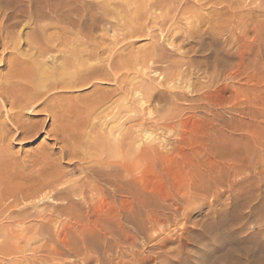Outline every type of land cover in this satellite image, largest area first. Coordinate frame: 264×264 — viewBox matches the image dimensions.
Masks as SVG:
<instances>
[{
    "label": "bare ground",
    "instance_id": "bare-ground-1",
    "mask_svg": "<svg viewBox=\"0 0 264 264\" xmlns=\"http://www.w3.org/2000/svg\"><path fill=\"white\" fill-rule=\"evenodd\" d=\"M96 1L95 8L99 10L100 16H96L91 12L92 10L89 11L93 7L91 0L90 3H87L88 1L85 3L83 0H0V48H2L0 62L3 61L6 65V72L0 75V145H4L7 138L8 141L13 137L26 139L45 133L54 138L58 147L56 152L45 154L46 157L49 159L55 156L56 159H63L68 162L65 166L69 168L55 169L60 159L54 161L56 162L53 163L54 170L51 163L43 161L42 165L43 168L46 167L47 175L43 174L45 170L42 169L44 176L39 177L41 179H38L39 182L29 188L20 187L21 189L18 188L17 191L11 190L8 197H13V203L4 205L5 207L0 209V216L6 218V222L3 221L4 223L1 222L0 225V264L9 257L10 259L5 262L8 261L10 264H28V262L53 264L54 260H59L61 263V260L68 255H76L75 258L79 255L81 257V253L85 256L84 264L92 259L96 264H116V260L111 258V252L113 254L116 250L114 254H118L120 259L123 256L124 259L123 251L127 247H131L127 250L132 252L130 258L133 260L129 261L130 264H188L189 261L190 264H264V220L254 217L252 210L256 207L249 206L253 201H250L247 195L242 201L240 199V202L231 200L228 201L229 203H220L222 209L215 211V220L214 216L212 217L214 221H206L207 223L202 221L198 228H192L193 225L190 228L184 227L185 229L179 232L176 238H173L175 235L171 237L173 239L160 240L158 245L152 247L158 248L160 253L152 251L153 253L150 254L147 251L150 255H142L135 254L136 248L134 251L130 250L134 249L132 247L136 246L140 238L142 242L145 240L143 238L151 241L152 235L161 223L171 221H168L169 213L175 217L183 211V216H186V220H183L190 221L189 215L195 209H190V212L186 210L189 209L187 203L190 199L196 198L200 203L199 206H202L206 200L208 201V196L223 197L225 190L222 189L227 184L225 180L246 169V165L237 163L233 158L234 153L229 154L232 155L230 158L224 147L215 143V139L212 142L209 138L206 140L204 136H197L194 139L198 145L192 146L193 140L185 126L183 131L178 132L180 139L169 142V138L165 136V133H171L177 124L185 125L190 122V116L184 113L187 112V107L180 106V101H202L213 106L216 104L210 101L208 95L201 92L203 87L193 85L195 82L191 85L190 82L188 83V77L195 71H202L206 74L205 79L207 76L209 81L213 80V74L209 73L211 64L207 60L202 63L196 62L193 58L188 59L190 56L184 59L185 57L182 58L180 54L178 58L171 57L173 53L171 55L169 53L168 56L166 50L169 46L166 48L165 44L180 49L181 44L175 46L174 43L177 44L178 40L183 39L181 37L201 39L205 33L211 35L213 38L211 42L217 41V35L223 33L232 20L225 21L226 25L220 18L218 22L214 18L211 20L210 16L215 12L214 16L220 15L218 11L209 14L210 10L207 12L209 16L203 15L207 14L206 12L202 16L199 15L198 11L203 9L200 7L201 2L208 4L226 2L232 8L234 5L232 3L237 0ZM245 1L242 0L244 3ZM242 2L241 5L244 4ZM253 3L255 4L254 1ZM237 4L238 2L234 7ZM110 6H114L115 12L110 10ZM195 7L198 10L195 11L197 14L193 12ZM225 7L219 8L218 10H221L219 12L223 10L231 17L237 16L236 13L242 11L230 12L229 8ZM190 12L200 17L199 20L201 18L207 20L206 23L213 28V30L210 28L212 32L203 31L204 26L201 22L196 25L194 22L199 20L194 21V15L193 19L184 17ZM110 14L115 15L114 21L107 20V26L103 27L106 23L103 21L102 25L101 19L105 16L108 18ZM250 14H253V11L244 15ZM177 15L183 17L175 18L178 20L175 22L174 17ZM181 21H185L182 23L185 27L178 25ZM99 24L102 26L98 31ZM153 25L160 30L161 36L158 35L160 36L157 37L158 39L155 38L158 31L153 28L154 33L151 30ZM29 27L31 28L27 29ZM108 27L114 30V39L112 36L109 39L111 42H106L103 38V34L106 33L103 30ZM95 30L101 32L102 36L97 37L99 34L97 35ZM231 33L234 34L229 36V39L226 37L224 39L225 42L227 40V46L234 43L241 44L242 41L247 42L249 33L241 35L234 31ZM139 36L155 38L156 41H152L153 44L148 48L141 47L138 52L130 49L131 46L126 45V47L123 44L126 40ZM203 42L201 41L198 47L195 44L198 54L199 52L202 54V51L208 48L209 44L205 45L206 42ZM131 44L133 46V42ZM24 45L27 49L21 50ZM173 50L174 54L178 52L177 49ZM261 54L264 58V51ZM249 55L250 53L247 52L239 57L241 59L239 65H243V70L246 71L251 69L247 64ZM210 56L212 55H208ZM157 63L163 66L155 65ZM133 69L136 71L149 69V76L146 73L148 70H144L147 75L144 71H137L139 74H134L135 78L137 76L140 78L142 73L148 79L133 83L134 77L129 73ZM100 83L114 86L109 89L100 86ZM184 83H188L186 89L195 91L198 95L187 96L188 94L185 93L187 90L185 92L182 90L185 87ZM190 87L192 89H189ZM87 89L89 91H84ZM157 104H161L162 107L159 105L157 108ZM146 107L150 111L147 114L143 113L150 115V121L147 122L149 125L137 123L128 127V121L138 120L137 115L130 117L128 113H139L140 109L145 110ZM151 111L158 113L152 116ZM154 130H162L164 134L155 135ZM199 154L202 158L195 159ZM190 156L193 159L189 158ZM46 157L43 159L45 160ZM180 158L183 161H179ZM244 159L240 160L244 161ZM58 163L57 165L60 166L61 162ZM175 166H182L183 171L186 172L185 176L181 175L182 182L189 178L186 177L187 174L190 175L189 182L185 181V183L192 182V187L183 183L187 186L185 188H191L193 191L190 190V195L186 196L187 190L186 192L182 190L184 193H181L178 187L176 196L169 199L171 192L167 197L161 196L159 187H164L161 184L165 183L169 189L170 183L167 180L170 181V169ZM260 173L262 174V171ZM176 178L173 177L174 180ZM181 185L183 188L184 185ZM234 185L236 186V183ZM227 186L229 185L225 188ZM229 190L232 192L231 189ZM16 192L18 195L15 194ZM8 197H3V202ZM194 200L191 201L192 204ZM20 202L28 203L30 209L24 205L16 210L15 207ZM40 205H45V210L39 209ZM246 207H251V212L246 213L249 218L244 220V214L239 210ZM227 208H236L230 214V218L228 214L231 212H228ZM28 218L39 220L31 219L33 224L30 222V225H26L29 224L25 221ZM15 224L21 227H18L17 231L14 228ZM197 224L196 222L195 225ZM183 225L187 226L186 223ZM222 231L227 232L226 237H223ZM150 232H153L152 235H147ZM91 239L97 240L98 243L102 241L101 249L93 244ZM54 240L57 242H52ZM34 241H39V244ZM32 242L41 245L32 249L29 245ZM169 243L174 245L165 249ZM191 246L201 248L191 253L188 248ZM26 247L31 251L30 254H26ZM212 248L223 249L224 253L213 256L208 252ZM37 252H41V255H37ZM66 261L63 260L64 263Z\"/></svg>",
    "mask_w": 264,
    "mask_h": 264
},
{
    "label": "rangeland",
    "instance_id": "rangeland-1",
    "mask_svg": "<svg viewBox=\"0 0 264 264\" xmlns=\"http://www.w3.org/2000/svg\"><path fill=\"white\" fill-rule=\"evenodd\" d=\"M83 1L85 3H86V1H88L87 3H90V0H83ZM91 1H93L92 2L93 7L89 11L92 10L91 11L92 13H94L96 16H100L99 10L97 8H95V7H97V1L96 0H91ZM253 1L255 2V4L253 3ZM234 2L235 3H232V5L233 4L236 5V3L238 2L237 6H235V7L239 8L238 10H236L237 8L235 9L234 5H233V7L231 6L232 8H230V4H228L226 2H224L225 4L224 3L223 4L220 3L221 5L219 3H216V4L212 3L213 4L212 5L211 3L208 4L206 2L205 3L201 2L202 6H200V5L199 6L203 8L202 10L198 11V10H196V7L193 8L194 11L192 10L194 13H196L197 11L200 12L199 15H201V16H202L203 13H205V12L207 13L210 10H211V12L209 14H212L215 11H218L217 13H219L220 15L214 16L216 14V12H215L214 15L212 14L210 16V19L211 20L213 18L217 19L216 21L218 22V18H220L222 21H224V24H225V21H228V20L231 21L232 20V23L228 25L229 28L227 27L228 28V32H227V28H226V30L223 31V33H220L219 35H217L218 36L217 41L211 42V40L213 38L211 37V35H209V33H205V35L201 38L202 40L200 39V37H198V38H196L197 41H196V39L190 38L189 36H186L185 37L186 39L184 37H181L185 41L183 39H181L180 41L179 40L177 41V44L174 43L175 46L181 44L180 45L181 46V48H180L181 50L176 48V47L174 48V46H171L168 43H167L168 45L165 44L166 48L168 46L170 47V49L168 47L167 48L168 50H166L168 56H169V53H170V55H171V53H173V56H171V57H174V58H178L181 55L182 58L185 57L184 59H187V57L190 56L191 58L189 57L188 59H192L193 58L196 62H202V63L206 62V60H207V62L209 64H211L212 68H211V70H209V73L213 74V80L209 81L207 76H206V79H205L204 75H206V74H204L202 71H200V72L195 71L192 75H190L188 77L189 78L188 83L190 82L189 84L191 85V84H193L195 82L196 84L194 83L193 85H195V86L197 85L200 88L203 87L201 92H203L206 95H208L210 97V101H213L214 103H216L213 106L211 104H207V103L205 104V102L202 103V101L193 102V101H189L188 100L187 102L186 101H180L181 103L178 102V103H180L179 104L180 106H185L184 108L187 107L186 108L187 112H184V113H186V115L188 117L190 116V122L188 124H185V125L177 124L176 125L177 127L174 128L175 130L173 129L171 131V133H168V134L166 132L165 136H166L167 139L169 138V142L176 141V140L180 139V135H178V132L179 131L180 132L183 131L184 130V126H185V127H187L186 128L187 132H189V135H190V137L193 140V143H192L193 145L192 146L198 145V143H196L195 139H194L197 136L198 137H203L204 136V138L206 140L209 138V140L212 141V142L215 139V143L216 144H220L219 145L220 147H224V149L226 150V154H228V156H229V154L234 153V155L232 154L234 156L233 158H235L237 160V163L239 162V164L246 165V169L240 171L236 175L237 177L236 176H234V177L231 176L230 178H228L229 180L228 179L225 180V182L227 181L226 182L227 184L226 183L225 184L229 185L230 188H229V186H227V188H225L226 185L223 186L224 189H222V191L225 190V191H223L224 192V194H223L224 196L222 195L223 197L216 198L214 196H212V197L208 196L207 197V198H209L208 201L206 200V202L202 206H199L200 203L198 202V200H196V198H195V200L194 199H190V202L187 203V207H189V209L187 208L186 210L188 212H190V209L192 210V208L193 209L195 208L194 211L189 215V216H191L190 221H188V222L184 221V220H186L185 219L186 216H183V214H184L183 211H180L175 217L171 216V214L169 213V220L168 221H170V220L171 221L170 222H165L169 226H167L163 222V223H161L160 227L157 228V230L154 232L153 235H152L153 232L152 233L150 232V234H147V235H152L153 236V238H151L152 242L150 240L148 241L147 238H143V239L146 240V241L144 240L143 242H142L141 238L138 239V241H137L138 243H136V246L132 247L134 249H130L131 251H134L135 248H136V250L134 251L135 254L136 253H141L142 255H144V254L145 255H150L151 253H153L152 251H155V253L156 252L160 253L161 251L158 248H155L156 250L152 248L153 246H156V244L158 245L160 240L163 241L164 238H166V239L168 238L169 239V238H171L172 236H175V235L176 236L173 237V238H176L177 234L179 235L186 227L190 228V227H192V225H193L192 228L200 227L202 221L203 222L204 221L205 222L206 221L207 222L214 221L215 220V216H216L214 214L217 212V210L221 211V209H222L220 203L224 204V203H229L228 201H231V200L239 201L240 199H241L240 201H242L244 196L246 197V195H247V197L248 196L250 197L249 198L250 201L252 200L254 202V203L252 202V204H249V206H254L257 209V211H256L255 208H253V210H252V211H254V217L255 218L257 217L256 219H260L261 218V219L264 220V209H263L264 208V58L262 57V54H261V52L264 51V6L262 5L264 3H263V0H246L245 1L246 5H245L244 2H242V0H240V1L237 0V2L236 1H234ZM241 2L244 3V4L241 5ZM203 3L206 4V5H204ZM210 4H211V6H208ZM217 4L220 5V6H217ZM214 5L216 6L215 8H214ZM225 5H226V7H225ZM196 6H198V5H196ZM206 6H208V7H206ZM113 7L110 6L109 8H110V10L112 12H115ZM222 7L223 8L224 7L225 8H229L230 12L231 11L233 12L234 10L236 12L237 11L240 12L242 10L243 12L242 11L240 13L237 12L236 14H237V16L239 15L238 17L237 16L231 17L229 13H224L225 11H223V10H222L221 13L219 12L221 10H218V9L219 8L223 9ZM95 9H97L98 11L95 10ZM123 9H125V8H123ZM197 9H199V8H197ZM252 11H253V14L244 15V14H247V13L249 14L250 12L252 13ZM193 12L188 13L184 17H188V18L191 17L192 18V16L194 15V21H198L200 17L195 16V14ZM96 13H98V14H96ZM111 15L112 14H110V16H108V18H107V16L103 17V19H101L102 20L101 24L102 23L104 24V22L106 23L107 20H111V21L113 20L114 21L113 17L115 15H113V16H111ZM203 15H208V13L207 14H203ZM243 16H246V17H243ZM180 17H183V16H181V15L180 16L179 15L175 16L174 17V21L175 22L178 21V20H175V18L176 19H180ZM192 19H190V20L193 21ZM233 19H234V21H233ZM221 20H219V22ZM206 21L207 20H203L201 18L199 20V22H194V23L196 25H198L201 22L202 25L204 26V27H202L203 31L207 30L205 32H212L213 28H211L212 27L211 24H210L211 27H209V23H206ZM216 21L214 20V22H216ZM184 22L185 21H181V24L179 22L178 25L181 26V27H185V25L182 24ZM207 24H208V26H206ZM102 25L99 24V26H97V28H99L98 31L100 30V27ZM105 26H107V23L104 24L103 27H105ZM30 28L31 27H29L27 29H30ZM153 28H154V30L156 29V31H158V32H156L157 36L155 38L160 37L161 36L160 35L161 34L160 30L157 27H155L154 25H153L151 30H153ZM95 31H97V30H95ZM98 31L96 33H97V35L99 34V36H97L96 34L95 35L97 37L102 36L100 34L101 32H98ZM103 31L106 32L105 34H103L104 32H102V34L104 35V37H103L104 40H106V42H109V41L111 42V40H109V39H111V36L114 39V37H113L114 30L112 28L108 27V28H105ZM232 31H234L235 33H237L239 35H241L242 33H249L248 34V38L246 40L247 42L242 41L241 44L234 43L231 46L230 45L227 46V43H226L227 40L225 42L224 39H226V38L229 39L230 38L229 36L234 34V33H231ZM154 33H155V31H154ZM158 35H160V36H158ZM188 37L191 40L188 39ZM235 37L236 36H234V38ZM107 38H108V41H107ZM155 38L151 39L150 37L139 36V37L131 38L130 40L128 39V40L125 41V43L123 42V44L125 46L126 45L129 46V47L131 46L132 48L130 47V49H132L133 51H137L138 52V50H141V47L143 49L145 47H147V48L150 47L153 44L152 41H156ZM29 39H31V38H29ZM198 39H199L200 42L201 41L202 42L204 41L203 43L206 42L205 45L209 44L208 48H206V51L205 50L202 51V54H201V52H199V54H198V51L195 50V48H196L195 46L197 45V47H198L201 44L198 41ZM192 40H194V41L192 42ZM132 42H133V46L131 44ZM194 42H197V43H194ZM223 42L225 44H223ZM212 43H214V44H212ZM213 45H215V46L217 45V47H215ZM225 45L227 47H225ZM193 46H194V48H193ZM129 47H128V49H129ZM133 48H135V49L137 48V50H135ZM138 48H140V49H138ZM190 48H192V50ZM213 48H215V49H213ZM23 49L26 50L27 46L24 45L23 48H21V50H23ZM173 49H175V50L177 49V51L178 52L181 51V53L183 51V53L181 54V53L177 52V53H175L177 55H175ZM196 49L198 50V48H196ZM208 49H209V51H208ZM224 49H227V50L225 51ZM169 50H170V52H169ZM217 50H219V51H217ZM1 51H2V48H0V56L2 54ZM187 51H188L189 54H187ZM229 51H230V58H229ZM247 52L250 53V55H249L250 59L247 60V64L249 65V67H251V69L246 71V70H243L244 69L243 65L242 66L239 65L241 63V59H239V57L242 55V53H247ZM212 53L215 54V55H213ZM216 53H217V55H216ZM210 54L212 56L208 57V55H210ZM218 54H220V55L218 56ZM226 54H227V56H226ZM30 55H32V53ZM236 55H238V56H236ZM232 56H234V57H232ZM219 57H220V61L218 60ZM208 58H209V61H208ZM213 58H214V62H213ZM216 61H218V62H216ZM222 61H225V62H222ZM155 65L159 66V65H162V64H160V63L158 64L157 63ZM5 66L6 65L4 64L3 61L0 62V75L4 74L6 72ZM133 70H131L129 72L130 76H133L134 79H135V80L134 79L132 80L133 83L134 82L135 83H140V81L148 79L146 77V75L150 72L149 69H147L148 71L146 69H144V70L147 71L146 72L147 74L143 70L146 75L141 73L140 74L141 76L139 75L140 78L137 76L139 79L137 77L135 78V75L139 74V72L137 73V71H140L141 69H138L137 71L134 70L135 73H133ZM195 70H197V69H195ZM214 70H216V71H214ZM143 71H140V72H143ZM248 73H249V75H248ZM148 76H149V74H148ZM137 79H138V81H137ZM188 83H184L183 86H185V87L182 89L184 92L187 90L185 92L186 95L188 94L187 96H189V97L198 95L197 92H195V91L191 92V90L186 89V86L188 85ZM99 85L102 86V87L109 88V89H112L113 86H114L113 84H106V83H104V84L100 83ZM191 87L189 89H192ZM84 91H89V89L84 90ZM194 103H196V104H194ZM161 104H159V105H161ZM159 105L157 104V108L159 107ZM189 106H191L190 107L191 109L190 108L188 109ZM161 107H162V105H161ZM139 108H141V107H139ZM146 110H147V112H146ZM149 111L150 110L147 108L145 110H141L140 109L139 113L129 112L130 114L128 113V115L130 117L131 116L134 117V115H137L138 120H136V122L134 120L133 121L132 120L128 121L129 122V123L127 122V125L129 124L128 127L137 125V123H144L145 126L149 125V123H147V122L150 121V117H149L150 115L149 116L146 115L147 113H149ZM152 111H151L152 116H156L158 112H155V111L152 112ZM143 112L146 113V114L144 115ZM130 124H131V126H130ZM151 131H153V130H151ZM154 132L156 133V134L154 133L155 135L159 134L158 136H161V135L164 134V132L162 130H154ZM55 142L56 141L54 140V138L52 136H48L45 133H41V134H38V135L33 136L31 138H26V139H22L20 137H13L11 140L9 139V141H8V138H7V142L6 141L4 142V145L7 144V145H5L6 149L5 148L2 149V146H4L3 144H2V146L0 145L1 146L0 150L2 149L3 152H4V153H2V150L0 151V157H1V159H0V168H1V165L3 164L2 168H1L2 170L0 169V172H2V173H0V190L2 191V192L0 191V209L4 208L7 204L13 203V201H14L13 197H8L10 195L11 190H16L17 191V190H19L21 188L22 189L29 188L32 185H34L37 182H39L41 180L39 177L42 178L43 174L44 175L48 174V173L46 174V172H47L45 170L46 167L43 168L44 165H42V163H44L46 161V163L48 162V164L51 163L53 165V163L54 164L56 163V162H54L55 160L57 161L58 159H60V158L56 159L55 156H51L52 159H53V157L55 158L52 161L51 158L48 159L46 157V155H45L47 153H51V152H56L57 151L58 147L56 146ZM228 147H229V149H228ZM43 153H44V155H43ZM235 153H236V155H235ZM3 155H4V157H3ZM232 155L229 156V157L232 158ZM239 155H240V157H239ZM42 156H44L43 158L46 157V159L44 160L42 158ZM235 156H237L238 158L235 157ZM191 157L192 156H190L189 158H191ZM196 158H202L201 154L197 155L195 157V159ZM239 158L240 159L241 158H245V159H244V161H242ZM192 159H193V157H192ZM250 159L252 161H250ZM60 160L57 161V163L61 162L60 164L59 163L58 164L60 166L61 165H63V166L60 167L56 163L55 169H58V168H59L58 170H62V169L63 170L64 169L67 170V169H69V168H67L68 166H65V165H68V162H65V160H63V159L61 161ZM179 161H183V160L180 158ZM52 168H53L52 170H54V165H53ZM42 169L45 170V173H43L44 170H42ZM245 170L247 171L246 173H245ZM259 171L260 172L262 171V174ZM170 172H171V176L170 177L172 179L170 178V181L167 180V182L170 183V184H168L169 185V189L165 185V183L161 184V185H164V187H162V186L159 187V193H160L161 196H166L167 197V195H169L170 192H171V194H170L171 196L170 195L168 196V198L169 197L171 198L173 196H176V192H177L176 190H179V189H180L179 191H181V193H184L187 190V193H185L186 196H187V194L190 193V190L193 191V189L189 188L190 186L192 187V185H193V184H191L192 182L188 183L190 185L188 187L189 189L185 188V187L188 186V184L185 183V181L189 182V179H190V175L189 174H187L188 176H186V177H189V178L188 179L186 178V180L183 181L187 186H185L184 183L182 182L181 175H184V176L186 175V172L183 171L182 166H175L172 169H170ZM175 176L177 177L176 180L173 179V177H175ZM38 179H40V180H38ZM178 179H180V180L178 181ZM230 179H234V181L233 180L230 181ZM248 181H249V183H248ZM175 182H177V183H175ZM231 183H232V186H231ZM235 183H236V186L234 185ZM174 184H176V185H174ZM181 184L184 185L183 188H185V189L182 188ZM178 187H179V189H177ZM238 187H240L241 189L239 188V190H237ZM226 189H228V190L226 191ZM229 189H231L232 192ZM172 190H174V191H172ZM182 190L184 192H182ZM247 192H249V193H247ZM15 194H17V192ZM238 196H240V197L238 198ZM3 197L4 198L8 197V198H6V200H4V202H3V200H2ZM252 197H253L254 200L251 199ZM193 200H194V203L192 204L191 201H193ZM8 202H10V203H8ZM23 203L20 202V204H18L19 207H18V205H16V207H15L16 210L18 208H20V206L23 207L24 205H27L26 207L30 209L31 206L28 203H26V202H23ZM249 203H251V202H249ZM42 206H44V207H42ZM42 206L39 207V209L45 210L44 209L45 205H42ZM15 208H13V209H15ZM232 208H227L228 212L229 211L231 212V213L228 214L229 218H230V214H232V211L234 209H236V208H234V209H232ZM181 209L182 208L180 207V210ZM186 210H185V213H187ZM250 210H251V207L241 208L239 210V211H241L244 214V216H243L244 220L249 218L248 214L251 212ZM246 213H248V214H246ZM255 213H256V215H255ZM258 214H260V215H258ZM180 215H182L183 217L181 216L182 217L181 218ZM209 215H212V216L210 217ZM212 217L214 218V220H213ZM31 219H32V221L39 220L38 218H28L29 221L27 219L25 221L29 222V224L26 222L27 223L26 225H30L31 224L30 223V222H32ZM176 219H177V221H176ZM5 220H6V218H4V216H0V225L2 223L6 222ZM197 220H199V221H197ZM196 222L199 225L198 224L195 225ZM185 223L187 224V226L183 225ZM32 224H33V222H32ZM163 224H165V225H163ZM208 224H210V223H208ZM213 224H215V223H213ZM15 225L16 226L14 228L17 231L19 225H17V224H15ZM163 226L164 227L166 226V227L164 228ZM215 226H216V224H215ZM167 227H169V229H166ZM19 228H21V227H19ZM159 228H160V230H159ZM163 228L165 230H163ZM161 230L163 232H161ZM158 231L160 233H158ZM222 232L224 234V236H223V234H222V236L226 237L227 236V232L226 231H222ZM225 232H226V234H225ZM156 236H157V238H156ZM173 238H171V239H173ZM154 239H156V240H154ZM91 240H92L93 244L98 245L99 249H101L100 246L102 244V241H100L101 243L100 242L98 243L97 240H96L97 242L94 241V239H91ZM34 242H38V244H39V241H34ZM52 242L56 243L57 241L54 240ZM147 242H148V244H147ZM32 243L29 244V245H31L32 249H36L37 247H39L41 245V244L38 245L37 243H35V244L34 243L32 244ZM52 244H54V243H52ZM77 244L81 248L79 243H77ZM172 244L173 243H169L165 247V249H168L170 246L172 247ZM29 245L27 246L28 248H30ZM146 246L148 248H146ZM27 247L25 249V252H26V254H30L31 253V251H30L31 248L29 250ZM128 248H131V247H127L126 250H124L125 247L123 248V250H124L123 253H125V255H124V257H125L124 259L125 260L123 259V256L120 259V256L118 254H114V253H116L115 252L116 250L114 251L113 254L111 252V258L113 257L112 259L116 260V264H121V262H122V264H128V263L130 264L129 261L133 260V259L130 258V257H132V255H131L132 252L130 253V251L127 250ZM188 248L191 251V253H193L194 250L196 251V249L198 250V248H201V247L200 246H195V247L191 246V247H188ZM100 251H102V250H100ZM208 252H211V255H213V256H216V255L219 256L222 253H224V250L223 249L221 250L219 248L218 249L217 248H212V250H209ZM42 254L46 255V253H44V252H42ZM37 255L40 256L41 252H37ZM81 255H82L81 257H80V255L77 256L79 259L77 257H75L76 259L74 258V256H76V255H68L67 258H65V259L63 258L64 262L67 260L66 263H64L63 260H61L62 261L61 263H60L59 260L58 261L54 260L53 264H58V263L59 264H74L75 262H77L76 260H78V262L76 264H84L83 259H84L85 256L82 253H81ZM115 255H117V256L114 257ZM71 256H73V257H71ZM118 256H119V258H118ZM69 257L71 259H68ZM205 257H207V256H205ZM8 259H10V257L6 258L5 260H8ZM5 260L3 261V264H5V263L6 264H8V263L10 264V262H8V261L5 262ZM68 260H70V261H68ZM74 260H75V262H74ZM93 260L94 259H92V261H89V263H87V264H94V262L96 264V261L93 262ZM71 261H73V262H71ZM24 264H27V263H24ZM28 264H29V262H28ZM31 264H33V263H31ZM188 264H190V261H189Z\"/></svg>",
    "mask_w": 264,
    "mask_h": 264
}]
</instances>
